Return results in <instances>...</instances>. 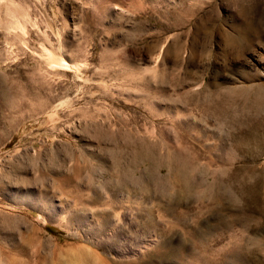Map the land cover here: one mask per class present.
Masks as SVG:
<instances>
[{
  "label": "rangeland",
  "instance_id": "374dc122",
  "mask_svg": "<svg viewBox=\"0 0 264 264\" xmlns=\"http://www.w3.org/2000/svg\"><path fill=\"white\" fill-rule=\"evenodd\" d=\"M0 7V264H264V0Z\"/></svg>",
  "mask_w": 264,
  "mask_h": 264
},
{
  "label": "bare ground",
  "instance_id": "6f19581e",
  "mask_svg": "<svg viewBox=\"0 0 264 264\" xmlns=\"http://www.w3.org/2000/svg\"><path fill=\"white\" fill-rule=\"evenodd\" d=\"M1 8V7H0ZM9 8V7H8ZM16 10V9H15ZM11 14H13V13H11ZM9 15V14H8ZM1 16V15H0ZM17 19V18H16ZM16 21V20H15ZM8 22V21H7ZM11 22L12 21H10V24H11ZM18 22V21H17ZM17 22L16 23H14V24H16V25H18L17 24ZM27 22V21H26ZM15 26V25H14ZM13 25H10L9 26V29H10V27L12 28V27H14ZM16 27V26H15ZM15 27H14V29H15ZM21 28V27H20ZM13 29V30H14ZM19 29V28H18ZM7 31V30H6ZM10 32V31H9ZM48 54V53H47ZM49 57V56H48ZM47 57V58H48ZM47 60V59H46ZM64 61H66V60H61V61H59V63L60 64H63V63H65ZM47 63H50V62H47ZM53 63V65H54V63L56 64H58V62H52ZM56 64V65H57ZM55 65V66H56ZM59 65V64H58ZM50 66V65H49ZM60 66H62V65H60ZM59 66V67H60ZM64 67V66H63ZM65 67H66V65H65ZM64 67V68H65ZM52 75V74H51ZM60 76V75H59ZM122 172V171H121ZM125 172V171H124ZM129 171L127 170V174H129L128 173ZM123 173V172H122ZM131 174V173H130ZM125 176H126V173H125ZM123 177V176H122ZM158 177V176H157ZM129 178H131V176H126V178H121V180H119L120 182V184H126V183H128L129 182ZM134 178H136V177H134ZM161 178V177H160ZM137 179V181H138V183H141V181L138 179V178H136ZM160 180V179H159ZM134 181V180H133ZM163 181V180H162ZM117 183V182H116ZM136 183V182H135ZM160 183V182H159ZM115 184V183H114ZM119 185V184H118ZM161 185V184H160ZM171 251V250H170ZM169 251V252H170ZM172 252V251H171ZM196 252H198V251H196ZM244 251H242L241 249H234L233 251H232V253L230 254L231 256H230V259H229V262H230V260L232 259V260H234V263L233 264H239V262H241V263H245L246 261L245 260H247V259H245L246 257H245V255H244V253H243ZM175 254V253H174ZM178 255V254H177ZM252 255V254H251ZM174 256V255H173ZM176 256V255H175ZM165 257H167V256H165ZM197 257V256H196ZM201 257H202V255H201ZM227 257H229V253H228V255H227ZM226 257V260L223 262V264H230V263H228V258ZM250 257V256H249ZM206 258V257H205ZM248 258V257H247ZM217 260V259H216ZM244 260V261H243ZM92 261V260H91ZM248 261V260H247ZM86 262V261H85ZM202 262V261H201ZM248 263V262H247ZM216 264H218V263H216Z\"/></svg>",
  "mask_w": 264,
  "mask_h": 264
}]
</instances>
